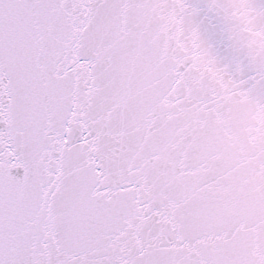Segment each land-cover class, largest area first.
Returning <instances> with one entry per match:
<instances>
[{
  "label": "snow or ice",
  "instance_id": "obj_1",
  "mask_svg": "<svg viewBox=\"0 0 264 264\" xmlns=\"http://www.w3.org/2000/svg\"><path fill=\"white\" fill-rule=\"evenodd\" d=\"M0 264H264V0H0Z\"/></svg>",
  "mask_w": 264,
  "mask_h": 264
}]
</instances>
